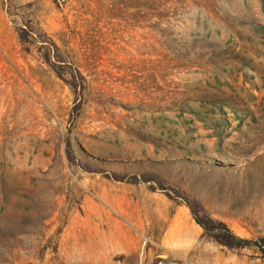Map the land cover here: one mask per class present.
<instances>
[{
  "label": "rangeland",
  "instance_id": "rangeland-1",
  "mask_svg": "<svg viewBox=\"0 0 264 264\" xmlns=\"http://www.w3.org/2000/svg\"><path fill=\"white\" fill-rule=\"evenodd\" d=\"M261 239L264 0H0V264H264Z\"/></svg>",
  "mask_w": 264,
  "mask_h": 264
},
{
  "label": "trees",
  "instance_id": "trees-1",
  "mask_svg": "<svg viewBox=\"0 0 264 264\" xmlns=\"http://www.w3.org/2000/svg\"><path fill=\"white\" fill-rule=\"evenodd\" d=\"M196 164H200L199 162ZM198 224L203 228L204 234L211 237L216 242L228 247L229 249H244L251 247L250 241L242 239L235 236L226 224L214 220L200 221L197 220ZM255 247L260 251L262 257L264 258V240L261 239L259 242L255 243Z\"/></svg>",
  "mask_w": 264,
  "mask_h": 264
},
{
  "label": "bare ground",
  "instance_id": "bare-ground-1",
  "mask_svg": "<svg viewBox=\"0 0 264 264\" xmlns=\"http://www.w3.org/2000/svg\"><path fill=\"white\" fill-rule=\"evenodd\" d=\"M171 228H172V227H171ZM172 230H173V229H172ZM172 230H171V232H170L171 235H173V231H172ZM176 231H177V229H176ZM171 235H170V236H171ZM169 238H170V237H169Z\"/></svg>",
  "mask_w": 264,
  "mask_h": 264
}]
</instances>
